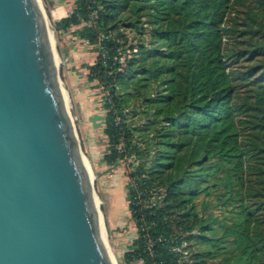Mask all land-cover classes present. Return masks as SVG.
Returning a JSON list of instances; mask_svg holds the SVG:
<instances>
[{"label": "trees", "instance_id": "1", "mask_svg": "<svg viewBox=\"0 0 264 264\" xmlns=\"http://www.w3.org/2000/svg\"><path fill=\"white\" fill-rule=\"evenodd\" d=\"M53 24L99 51L104 158H133L128 259L264 264V0H76Z\"/></svg>", "mask_w": 264, "mask_h": 264}, {"label": "water", "instance_id": "2", "mask_svg": "<svg viewBox=\"0 0 264 264\" xmlns=\"http://www.w3.org/2000/svg\"><path fill=\"white\" fill-rule=\"evenodd\" d=\"M44 9L0 0V264H115Z\"/></svg>", "mask_w": 264, "mask_h": 264}, {"label": "rangeland", "instance_id": "3", "mask_svg": "<svg viewBox=\"0 0 264 264\" xmlns=\"http://www.w3.org/2000/svg\"><path fill=\"white\" fill-rule=\"evenodd\" d=\"M42 4L54 27L52 34L59 59V77L65 90L67 108L74 121L82 156L90 168L88 171L92 177L94 194L98 199L103 221L101 228H104L106 243L116 264H140V260H129L127 256V251L137 236L136 219L129 207L127 189L129 162L133 158L113 163L104 158L105 154L110 152L109 137L105 132L106 97L102 86L97 84L98 81L89 78L90 65L95 63L99 51L93 43L75 33L80 24H73L68 30L57 28L53 24L50 7L44 0ZM117 30L115 28V31ZM119 30L130 34L128 28ZM126 56L125 54L122 57L124 67H128L132 57L131 54ZM201 200L202 196L198 202ZM212 206L214 205L211 204ZM216 259L211 258L206 264H217Z\"/></svg>", "mask_w": 264, "mask_h": 264}, {"label": "crops", "instance_id": "4", "mask_svg": "<svg viewBox=\"0 0 264 264\" xmlns=\"http://www.w3.org/2000/svg\"><path fill=\"white\" fill-rule=\"evenodd\" d=\"M44 1L47 4V6L50 7V12L54 20H59L62 17L67 16L74 7L76 2L75 0H44ZM66 3H69V5H67Z\"/></svg>", "mask_w": 264, "mask_h": 264}, {"label": "bare ground", "instance_id": "5", "mask_svg": "<svg viewBox=\"0 0 264 264\" xmlns=\"http://www.w3.org/2000/svg\"><path fill=\"white\" fill-rule=\"evenodd\" d=\"M39 1H40V3L42 2L41 0H39ZM48 25H49V37H50L51 45H52V46L54 47V49H55V44H54V39H53V34H52L53 27L50 26L49 22H48ZM55 57H56V63H57V65H59V59H58L57 52H56ZM61 85H62V83H61ZM62 89H63V92H65L63 86H62ZM64 94H65V93H64ZM65 99H66V98H65ZM66 101H67V100H66ZM66 105H67V102H66ZM83 159H84V163H85L86 167L89 168V165H88L86 159H85L84 157H83ZM88 170H90V168H89ZM90 175H91V174H90ZM90 178H91V180H92V177H91V176H90ZM92 182H93V181H92ZM93 194H94V193H93ZM94 200H95L96 206L98 207V199L96 198L95 194H94ZM98 209H99V208H98ZM100 212H101V211H100V209H99V213H100ZM100 223H101V226H103V221H102V217H101V215H100ZM101 234H102V237H103V239H104V241H105V243H106V236H105L104 228H101ZM106 245H107V243H106ZM107 246H108V245H107ZM108 249H109V247H108ZM109 251H110V249H109ZM110 255H111V257H112L114 263L116 264V262H115V260H114V257H113V255H112L111 252H110Z\"/></svg>", "mask_w": 264, "mask_h": 264}, {"label": "built area", "instance_id": "6", "mask_svg": "<svg viewBox=\"0 0 264 264\" xmlns=\"http://www.w3.org/2000/svg\"><path fill=\"white\" fill-rule=\"evenodd\" d=\"M71 11H72V10H71ZM69 13H70V12H69ZM137 260H140V264H146V263L143 262L142 259H137Z\"/></svg>", "mask_w": 264, "mask_h": 264}]
</instances>
